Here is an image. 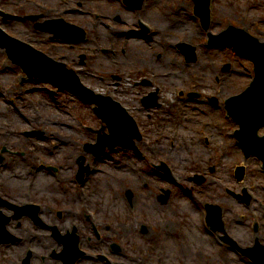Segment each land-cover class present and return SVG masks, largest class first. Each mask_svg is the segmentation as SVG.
Instances as JSON below:
<instances>
[{"label": "rangeland", "instance_id": "rangeland-1", "mask_svg": "<svg viewBox=\"0 0 264 264\" xmlns=\"http://www.w3.org/2000/svg\"><path fill=\"white\" fill-rule=\"evenodd\" d=\"M146 8H149L147 13L129 11L123 0H0V11L10 12L11 16L17 17L5 20L0 15V29L14 39L28 42L53 60L66 64L69 69L75 70L78 76L81 75V82L97 93L104 95L113 93L117 100L124 102L128 112L133 113L141 131L155 130L153 127L155 121L169 120L164 123L165 128L151 133L145 139L148 145L162 147L164 151L171 148L173 141L183 150L192 146L190 156L192 160H198L203 155L215 156L217 153L225 155L227 165H223L216 174L210 175L207 168L204 170L211 176L213 183L221 180L230 189H240L241 186L237 185L234 176V167L243 161V153L236 146L233 135L240 128L239 125L230 122L228 115L223 113L224 104L214 107L200 103L187 107L179 102V98L183 97L180 95L182 91L187 93L190 90L201 93L202 97H217L224 101L241 94L250 86L255 76L254 64L239 56L229 45L209 44V37L234 25L264 42V0H212V18L207 29L201 18L195 15L193 0H148ZM153 14L156 15V20L160 21L158 25L163 28L156 36L161 43L152 48L142 47L141 49L149 51L145 54L138 52L141 49H132L129 44L127 50L137 52L126 58L123 53L125 29L128 27L126 22L128 20L134 22L139 17L145 18L146 21H154L150 19ZM25 15L42 16L40 22L64 19L67 23L82 27L88 38L79 43L53 41L49 33L36 30L34 22ZM118 16L122 21L117 20ZM170 25L176 26L170 28ZM62 28L68 37L74 35L69 32L72 29L68 26L64 25ZM113 28L117 29L115 42ZM169 40L172 44L184 41L194 45L197 48V60L187 62L185 55L176 52L173 47L164 50L161 45L170 43L167 42ZM2 42L5 43L7 40L4 38ZM7 48L0 44V81L5 88L0 91V133L7 134L0 136V147L6 142L12 151H19L28 159L26 163L16 156L13 165L4 167L0 164L3 180L12 184L13 196L22 199L26 185L30 186V183L39 184L35 192L40 197L45 192L50 196L55 194L57 191H53L54 186L45 188L41 186L44 178L51 179L49 172L44 169L35 175L36 170L33 171V168L38 169L42 165L52 164L70 169L73 162L77 166L79 157L85 155L87 160L90 157L89 162L92 165L96 164V167L103 170L97 175V183L92 186L95 189H91V194L103 193L105 196L98 195L95 200L103 197L106 199L103 204H114L116 207L120 199L118 195H122L124 190L123 182L139 179L143 188L140 192L143 193L145 201L149 205L153 204L151 193L156 191L155 178L146 174L144 177L135 174L127 176L125 169L115 170L116 167L110 169V166L117 165L113 162H118L116 157H120V154L116 153L111 160L101 159L99 163H95L93 155L85 154L83 148L91 143L96 144L99 132L106 126L95 111L96 104L84 103L70 90L61 91L57 86L38 78L26 80L21 85L24 73L21 67L8 58L5 53ZM112 49L119 52H113ZM154 52H157L161 60L156 59ZM114 53L117 56H113ZM64 55H67L68 59L63 58ZM84 55L87 59L82 60L81 56ZM145 79H149L151 84H142ZM152 94H157L161 101H165L163 108L147 110L142 105L141 100ZM186 112L189 113L187 116ZM204 113L206 114L196 116ZM184 119L190 121L193 119V126L186 128L174 125L177 120ZM203 119L205 123L201 122ZM35 130L44 135L36 134L26 141L22 140L21 136L26 138V131ZM10 132H13V135L9 134ZM260 133L264 134V128ZM206 139L210 144L205 143ZM245 166L260 200V212L264 213V178L260 174L259 163L251 158L249 164ZM179 173L184 176L191 174L185 170ZM144 182L148 183L147 187H143ZM180 189H176L177 194L173 197V208L186 212L184 210L190 208L189 202L181 195ZM205 196L206 193L204 199ZM229 202L235 205L234 199H229ZM238 212L243 215L249 214L241 206ZM160 214L167 216L161 208L148 211L147 218L150 223L146 225L155 224L154 221ZM102 215L108 214L102 212ZM179 220L186 221L183 217ZM189 220L188 226L192 225L193 230L199 223L197 214L193 213ZM245 243H248L247 240ZM213 253V249L207 251L212 257ZM227 255L229 258L227 264H251L248 259L235 257L231 252ZM198 258L197 254L195 260L189 264H218L216 261L202 262Z\"/></svg>", "mask_w": 264, "mask_h": 264}, {"label": "flooded vegetation", "instance_id": "flooded-vegetation-1", "mask_svg": "<svg viewBox=\"0 0 264 264\" xmlns=\"http://www.w3.org/2000/svg\"><path fill=\"white\" fill-rule=\"evenodd\" d=\"M0 15L5 20L14 18L10 12L0 11ZM41 17L26 16L32 22ZM117 20L122 21L120 17H117ZM126 23L128 32H133L135 37L142 39L153 36V29L158 28V23L154 21L146 23L137 19L134 22L128 20ZM135 52H130L129 56L134 55ZM138 52L141 53V50ZM64 57L68 59L67 55ZM23 80L25 81L24 77ZM142 84H151V82L145 80ZM2 89L1 86L0 91ZM179 99V102H205L212 105V100L209 98ZM141 103L146 109H161L165 106V101H161L160 98L156 106H146L144 100H141ZM189 103L185 105L190 106ZM187 115L186 113L185 116ZM165 122L169 120L155 121L153 124L155 130H142V138L138 141L137 148L117 146L105 157L111 160L116 153L121 155L116 157L118 162L112 161L117 165L110 166V169L115 167V170L125 169L127 176L135 174L144 177L146 174L155 178L157 187L156 191L151 193L154 199L151 205L145 201L143 193L140 192L143 188L139 179L123 182L124 190L122 195H118L120 199L116 207L114 204H103L106 200L103 197L95 200L98 195L105 196L103 193L91 194V189H95L92 186L97 183L96 177L103 170L96 167V164L92 165L87 158L82 178L79 177L81 166L78 160L77 166L73 162L70 169L52 164L42 165L38 169L33 168V171L36 170V174L32 172L35 175L44 169L49 172L50 184H45L43 187L54 186L53 191L57 192L51 196L45 192L40 197L35 192L39 184L30 183V186L26 185L24 197L19 200L13 196L12 184L3 180V170L0 171L2 198L0 214L5 216L4 227L9 239L0 244V264H189L195 260L197 254L199 261L208 260L227 264L229 252L235 257H240L243 256L242 253L238 254L241 252L238 250L240 247L264 245V213L260 212L258 196L248 169L244 180L236 181L237 185L241 186L236 191L242 197L229 192L228 187L221 180L213 183L210 176L211 169L213 168L216 174L223 165H227L225 155L220 153L215 156L203 155L198 160H192L190 159L192 146L183 150L180 145H172L168 151H164L162 147L148 145L145 139L151 133L165 128ZM192 122L193 119L192 121L177 120L174 125L190 128L193 126ZM9 134L13 135V132ZM1 135L7 136L0 133ZM33 135H36V131H26V138L23 136L21 138L26 141ZM39 135L44 133L39 132ZM140 143L146 145H139ZM206 143L209 144L210 141L207 139ZM9 147L6 142L0 147V152L4 151L0 160L1 165L4 167L13 165L16 156H19L17 159L20 158L27 163L26 155L12 151ZM242 163L243 161L236 166ZM205 168L210 175L204 170ZM181 170L191 174L181 175L179 173ZM140 172L143 174L141 175ZM142 185L147 187L148 183L144 182ZM183 186L191 197L190 208L184 210L186 212H180L179 208L174 209L172 203L173 197L177 194L176 189ZM246 187L251 193L249 203L243 198ZM130 191H133L132 196ZM167 193L169 194L166 198ZM229 199H234L235 205H231ZM212 206L220 208L223 226L215 227L211 224L208 207ZM240 206L249 214L239 213ZM158 208L167 213V216L160 214L154 221L155 224L146 225L150 223L147 212ZM176 210L178 214L175 215ZM102 212L108 215L103 216ZM193 213L197 214L199 223L192 230V225L188 226V224ZM180 217L186 221L180 222ZM241 222L242 224L238 225ZM228 236L235 239L238 246L229 243ZM244 236L248 238L244 239ZM245 240L248 243H245ZM211 249L214 250V257L207 254Z\"/></svg>", "mask_w": 264, "mask_h": 264}, {"label": "water", "instance_id": "water-1", "mask_svg": "<svg viewBox=\"0 0 264 264\" xmlns=\"http://www.w3.org/2000/svg\"><path fill=\"white\" fill-rule=\"evenodd\" d=\"M210 1L196 0L197 13L201 16L206 27L210 23ZM66 33L64 35L58 33V37L71 41H79L84 38L76 35L67 37ZM4 38L7 42L1 44L8 47L10 57L21 64L30 76L48 77L60 89L67 87L81 95L87 102H95L99 105L97 111L103 121L109 125L112 135L100 137L98 144L94 146L95 153L101 154L108 146L112 148L115 145H129L126 134L130 132L124 127L134 129L135 132L131 133L132 138L136 136L138 127L135 120L128 116L118 103L113 102L110 97L95 95L93 91L81 84L75 71L65 69V65L55 63L31 46L9 37L0 29V41ZM211 42L231 44L240 54L255 62V80L244 93L228 99L227 105L229 113L240 125L237 135L247 154H255L264 160V136L258 135V131L264 126V43L251 36L246 30L233 26L220 35L211 36ZM17 45L18 48H21L18 52L14 50ZM6 234L5 227L0 226V244L5 238L2 236ZM6 240H8L7 237ZM249 255L256 264H264V248H254Z\"/></svg>", "mask_w": 264, "mask_h": 264}, {"label": "bare ground", "instance_id": "bare-ground-1", "mask_svg": "<svg viewBox=\"0 0 264 264\" xmlns=\"http://www.w3.org/2000/svg\"><path fill=\"white\" fill-rule=\"evenodd\" d=\"M149 9V8H148ZM149 10H147V12H148ZM155 14H153L151 17H150V19H153L156 23H160V21L159 20H156V18H155ZM159 26V25H158ZM178 26H179V23H178ZM170 27V26H169ZM159 28L161 29V31H162V27H160L159 26ZM171 28V27H170ZM157 29V28H156ZM168 29V28H167ZM101 40H102V38H100ZM154 41H156V39H154L152 36H150V37H148V38H146L145 39V41L144 40H142V38H137V39H135L132 43H131V47H132V49H141L142 47H144V45H145V42H147V43H152V42H154ZM1 43H2V41H0ZM21 48H18V45L14 48V50L16 51V52H18L19 50H20ZM7 50V49H6ZM7 51H9V49L7 50ZM158 61L159 60H161V58L160 57H157L156 58ZM164 61V60H163ZM116 93H118L117 91H116ZM102 94V93H101ZM102 96H110V97H114L113 96V93L112 94H109V95H103L102 94ZM114 99H116L117 100V98L116 97H114ZM13 100V99H12ZM110 100V99H109ZM119 102H121V100H118ZM124 129H126V130H128V132H130V133H128V134H126V138H127V141H128V144L129 145H134L135 144V137L134 138H132V135H131V133H134V129H129L128 127H124ZM133 131V132H132ZM94 150V149H93ZM88 161H91V159H90V157H88ZM44 181L42 182V185L41 186H43V185H45V184H50V179L49 178H44L43 179ZM187 194V193H186ZM0 199L2 200V198L0 197ZM187 199H188V201L187 202H190L191 201V197H190V195H188L187 194ZM192 199H193V195H192ZM196 199V198H195ZM194 200V199H193ZM3 217H5V216H3ZM9 219H6V221H8ZM242 224V222L241 223H239L238 225H241ZM132 264H137V263H132Z\"/></svg>", "mask_w": 264, "mask_h": 264}]
</instances>
